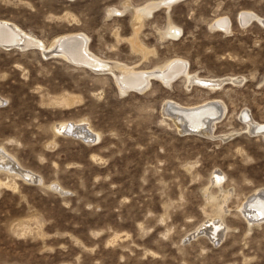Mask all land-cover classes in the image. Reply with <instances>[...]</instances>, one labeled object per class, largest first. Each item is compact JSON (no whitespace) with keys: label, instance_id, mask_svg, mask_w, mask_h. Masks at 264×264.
Listing matches in <instances>:
<instances>
[{"label":"rangeland","instance_id":"1","mask_svg":"<svg viewBox=\"0 0 264 264\" xmlns=\"http://www.w3.org/2000/svg\"><path fill=\"white\" fill-rule=\"evenodd\" d=\"M153 1L0 0V19L46 47L81 32L99 58L137 70L182 58L194 75L243 78L207 89L180 75L124 91L107 70L0 47V150L16 159V170L0 167V264H264V219L240 210L264 190V138L243 114L264 122V24L238 21L243 10L264 17V0H172L134 19ZM219 17L231 23L217 28ZM213 98L227 106L212 138L180 132L163 111ZM209 219L225 222L215 243Z\"/></svg>","mask_w":264,"mask_h":264},{"label":"bare ground","instance_id":"2","mask_svg":"<svg viewBox=\"0 0 264 264\" xmlns=\"http://www.w3.org/2000/svg\"><path fill=\"white\" fill-rule=\"evenodd\" d=\"M171 1L172 0H156L144 6H138L137 8L134 9V12H133L134 17H135L134 19L138 21H142L147 15L152 14L156 9H158L162 5L167 6V8L171 7L170 6L172 3ZM117 10L119 9L118 8L113 9L114 12ZM253 20L259 21L264 24V17L252 11H249V10H243L240 16H238V21H240L243 24L248 23ZM136 23L134 25H136ZM230 23L231 21L225 17H219L214 20V26H216L217 28H221V29H225L227 25ZM140 24L142 26V23ZM139 26L137 28H139ZM171 28L173 29V31L178 30L177 25L176 26L172 25ZM173 31H171V33ZM136 33H138V30ZM84 34H82L81 32L80 33L77 32V33H69V34H65L62 36H58L56 40H53V43L51 42L52 43L51 47L50 46L46 47L43 41L33 36L32 34L26 32L18 24L12 21L6 20V19H0V47L16 49V48H22L26 46H37L41 49V51L43 52V55L45 56L53 55L55 57L66 58L70 62L86 63L93 70H99V71L101 70L102 72L104 70H107L116 77L118 85L124 91L131 90V91L141 92L142 90L146 89V87L151 83L153 79L157 80L158 78L160 80H163L167 84H169L172 80H174L176 77L180 75L185 76L187 80L190 82V84L195 83L198 86L204 87L207 89L211 87L215 89H219V87H221L222 85L238 83L241 80L243 81V78L237 77V76L205 78V77L198 76L196 74L194 75L191 72H188L186 66L184 65L185 61L182 58L171 59L167 61L166 64H163V66L160 65L159 67H155L152 69L137 70L136 67H128L127 65L120 63V62H114L110 60L108 61V60L99 58L97 55L91 52L89 48L90 39L88 36H85L86 34L85 35ZM138 46H140V44ZM138 46L136 45L135 48ZM141 47L142 46H140V48ZM0 101H3V98L0 97ZM226 106L227 105H225L224 101H222L221 99H216V98L209 99L206 102L201 103V104L190 105V106H184L176 101L170 100L166 102L163 111L165 115L173 119V121L177 125L180 132L188 133L189 131L190 132L198 131L212 138L215 136L214 129L217 123L219 122L220 118H222ZM222 107L224 109H222ZM243 114H244V117L247 119L246 125H247V128L249 129V132L252 134H255V133L257 134L253 136H261L264 138V122L257 121L252 116V114H249L248 111L246 110L243 112ZM57 129L65 130V132L76 134L78 136L82 135L86 140H89V142L90 141L96 142L99 137L98 133H90L86 130V128H84V126L82 125L77 126V125H74V123L73 125L68 124V123L58 124ZM228 135L230 136V134ZM1 149H4V148H1ZM15 160L7 152H5L4 150H0V167L1 168L15 169L14 167ZM19 171L25 173L27 176L31 177L33 180H38L39 178L31 170L21 168ZM214 175L215 177L212 179H213V182L217 184L218 183L217 180L222 177V172H220L219 170H216L214 171ZM218 184L220 187L222 186L220 181ZM230 194L231 193L229 192L227 197H229ZM249 197L250 198L249 199L247 198L248 199L247 201H245L242 205H240V210L245 214V216L250 217L249 221L263 220L264 219V190H262V192L261 190L256 191V193L252 194V196L250 195ZM214 219H209L207 222H205L206 221L205 220L204 221L205 227L202 230L203 232H205L206 234L210 236L213 243H215L214 241L217 240V237H219V234L223 233V231H221L222 232L221 233L220 230L222 227L225 226V222L222 221L223 219L222 220L221 219L214 220ZM196 234L193 235L194 238L197 237ZM220 236L221 237L219 238L221 240L222 235Z\"/></svg>","mask_w":264,"mask_h":264},{"label":"water","instance_id":"3","mask_svg":"<svg viewBox=\"0 0 264 264\" xmlns=\"http://www.w3.org/2000/svg\"><path fill=\"white\" fill-rule=\"evenodd\" d=\"M189 238H190V237H189ZM189 238H188V239H189ZM191 238H193V236H191Z\"/></svg>","mask_w":264,"mask_h":264}]
</instances>
